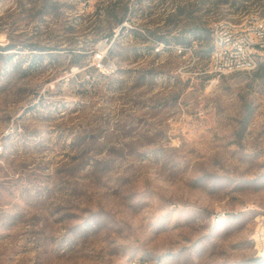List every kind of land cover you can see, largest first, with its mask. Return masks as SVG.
<instances>
[{"label": "rangeland", "instance_id": "374dc122", "mask_svg": "<svg viewBox=\"0 0 264 264\" xmlns=\"http://www.w3.org/2000/svg\"><path fill=\"white\" fill-rule=\"evenodd\" d=\"M56 1L0 0V264H264V59L218 78L209 29L264 0H122L110 49L108 0Z\"/></svg>", "mask_w": 264, "mask_h": 264}, {"label": "built area", "instance_id": "2783aa9c", "mask_svg": "<svg viewBox=\"0 0 264 264\" xmlns=\"http://www.w3.org/2000/svg\"><path fill=\"white\" fill-rule=\"evenodd\" d=\"M213 39L211 56V73L218 78L238 72L258 71L264 59V16L252 13L233 22L228 18L214 20L209 26ZM120 28L115 34L116 39ZM157 46H164L163 42L153 40ZM111 46L109 47V49ZM103 53L104 56L109 52ZM190 49L187 45L177 47L180 55ZM101 63L103 57L99 55ZM102 65H100L101 67ZM3 152L0 146V154ZM260 256L264 258V219L259 222L256 236L254 237ZM128 264H152L140 259L131 260Z\"/></svg>", "mask_w": 264, "mask_h": 264}, {"label": "trees", "instance_id": "16d2710c", "mask_svg": "<svg viewBox=\"0 0 264 264\" xmlns=\"http://www.w3.org/2000/svg\"><path fill=\"white\" fill-rule=\"evenodd\" d=\"M122 0H108L107 1V7L103 8V9H98L96 11V14L98 17H100V19H104V22L106 21V23H109L110 26L109 28L105 31V33H103V30L101 27L96 29V33L97 36H100L101 39H107L110 40L114 37V32L115 29L113 27V25H117V27L120 28V33L122 34V32L127 30V27L123 26V23L129 18L131 9L129 6V3H122ZM34 6L39 9V14H41L42 16H46L47 14L51 15V14H57L59 12V2L56 0H37V2L34 3ZM187 8L182 9L179 6V17L181 16H185L187 17L192 15L191 13H189V11H187ZM77 15H80L78 13H76ZM199 25L196 26L195 29L192 30V34L194 35V38L200 39L203 37V34L205 32V30L203 28H201V24L200 22L198 23ZM119 33L118 37L121 35ZM118 37L116 39V41L118 40ZM99 42V40L95 41V45L92 46L91 48H88L87 50H84L86 54L88 53H94V47L96 46V44ZM160 42H163L162 40ZM192 41H189V44H191ZM180 45H187L186 42L181 43L179 42ZM9 49L13 48L12 46L7 47ZM7 48H2L0 47V57L2 55V52L5 51V49ZM22 49H27V51L35 53V52H43L45 51L44 48H41L38 46V41L37 43H30L28 47H21ZM213 48H211L210 52H212ZM112 54V51L109 52V56Z\"/></svg>", "mask_w": 264, "mask_h": 264}, {"label": "water", "instance_id": "95a60500", "mask_svg": "<svg viewBox=\"0 0 264 264\" xmlns=\"http://www.w3.org/2000/svg\"><path fill=\"white\" fill-rule=\"evenodd\" d=\"M115 42H116V39L113 40L111 47L115 44Z\"/></svg>", "mask_w": 264, "mask_h": 264}]
</instances>
